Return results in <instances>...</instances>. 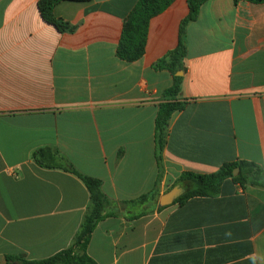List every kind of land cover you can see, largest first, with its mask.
I'll return each mask as SVG.
<instances>
[{"label": "crops", "instance_id": "0c3cea01", "mask_svg": "<svg viewBox=\"0 0 264 264\" xmlns=\"http://www.w3.org/2000/svg\"><path fill=\"white\" fill-rule=\"evenodd\" d=\"M38 2L0 0V264L68 249L90 204L80 178L35 162L42 147L100 179L112 201L87 248L97 264H264V186L251 176L161 210L127 204L186 173L241 162L264 171V3L207 0L187 25L185 105L158 160L156 118L173 75L154 66L180 44L189 0L150 21L135 62L117 48L139 0L61 2L54 13L72 33L46 23Z\"/></svg>", "mask_w": 264, "mask_h": 264}, {"label": "trees", "instance_id": "16d2710c", "mask_svg": "<svg viewBox=\"0 0 264 264\" xmlns=\"http://www.w3.org/2000/svg\"><path fill=\"white\" fill-rule=\"evenodd\" d=\"M64 1L88 2L91 0H39L38 9L46 23L54 26L61 33H72L75 31L76 26L57 17L54 13L56 5ZM175 1L139 0L135 9L125 18L122 36L117 48V56L121 60L135 62L144 56L150 21L166 11ZM206 1L189 0L190 13L182 21L180 44L165 57L157 61L154 66L156 69L168 70L173 75V84L164 93L167 101L160 105L156 118L155 140L158 160L166 144L170 119L175 112L182 110L185 105L184 102L177 100L183 82V76L177 74L180 71H185L183 65V60L186 57V45L184 42L185 30L188 24L197 20L200 7ZM241 1L255 4L264 3V0H234V3L237 4ZM33 159L42 167L62 169L80 178L89 191L90 204L75 239L68 249L43 260H29L23 255L7 256L5 264H97L87 254V248L98 223L111 215V213H108V208L112 203L103 192L102 181L83 175L77 171L64 155L55 148H39L33 153ZM238 167H240V173L234 176V170ZM248 176H251L250 182L252 184L264 186V171L258 166L246 162L224 164L217 172L212 174L186 173L177 182V185H180L185 192L174 204H183L188 199L197 196L216 195L220 190L221 184L228 178L244 185V183L248 182ZM159 197L158 191H152L136 200L127 202V204H136L145 201L152 203L153 201L158 205ZM163 208L159 207V210Z\"/></svg>", "mask_w": 264, "mask_h": 264}, {"label": "water", "instance_id": "95a60500", "mask_svg": "<svg viewBox=\"0 0 264 264\" xmlns=\"http://www.w3.org/2000/svg\"><path fill=\"white\" fill-rule=\"evenodd\" d=\"M177 75L182 76L183 71H180ZM240 171L239 168H236L234 170V176L238 174ZM185 190L180 186L176 185L174 188H172L170 191L166 192L159 198L158 206L161 207H166L169 205H172L175 203V201L184 194Z\"/></svg>", "mask_w": 264, "mask_h": 264}, {"label": "rangeland", "instance_id": "374dc122", "mask_svg": "<svg viewBox=\"0 0 264 264\" xmlns=\"http://www.w3.org/2000/svg\"><path fill=\"white\" fill-rule=\"evenodd\" d=\"M158 202H159V201H158ZM152 203H153L154 205H156V203H155V202H153V201H152ZM156 206H157V205H156Z\"/></svg>", "mask_w": 264, "mask_h": 264}]
</instances>
